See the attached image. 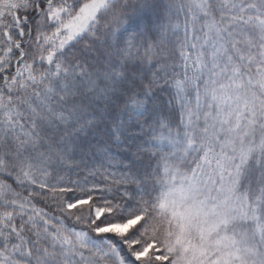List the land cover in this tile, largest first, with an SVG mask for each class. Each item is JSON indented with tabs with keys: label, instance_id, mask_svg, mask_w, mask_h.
I'll list each match as a JSON object with an SVG mask.
<instances>
[{
	"label": "snow or ice",
	"instance_id": "1",
	"mask_svg": "<svg viewBox=\"0 0 264 264\" xmlns=\"http://www.w3.org/2000/svg\"><path fill=\"white\" fill-rule=\"evenodd\" d=\"M0 264H264V0H0Z\"/></svg>",
	"mask_w": 264,
	"mask_h": 264
}]
</instances>
